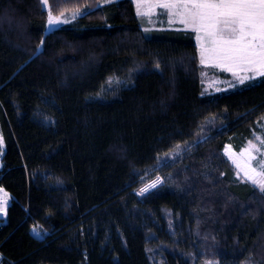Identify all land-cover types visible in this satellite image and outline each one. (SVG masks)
Wrapping results in <instances>:
<instances>
[{"label": "trees", "instance_id": "1", "mask_svg": "<svg viewBox=\"0 0 264 264\" xmlns=\"http://www.w3.org/2000/svg\"><path fill=\"white\" fill-rule=\"evenodd\" d=\"M101 1L48 0L81 12L48 32L41 0H0L2 264H264V192L224 154L263 128L264 76L204 92L193 30Z\"/></svg>", "mask_w": 264, "mask_h": 264}, {"label": "snow or ice", "instance_id": "2", "mask_svg": "<svg viewBox=\"0 0 264 264\" xmlns=\"http://www.w3.org/2000/svg\"><path fill=\"white\" fill-rule=\"evenodd\" d=\"M41 3L47 6L48 0ZM153 7L167 10L162 15L179 16L182 24L211 38V47H201V64L212 61L234 75L235 69H249L264 76V0H166L149 5ZM59 22L49 11V25ZM250 78H242L241 83ZM261 144L264 145V138ZM249 159H252L250 152ZM251 173L245 174L264 192V159L257 161Z\"/></svg>", "mask_w": 264, "mask_h": 264}, {"label": "rangeland", "instance_id": "3", "mask_svg": "<svg viewBox=\"0 0 264 264\" xmlns=\"http://www.w3.org/2000/svg\"><path fill=\"white\" fill-rule=\"evenodd\" d=\"M111 1L118 0H103L100 4L109 3ZM136 5L137 13L141 19V23L147 34H150L152 30L155 28H183L193 30L190 25H184L181 23L180 17L176 15H162L163 11H167L161 9L159 7L149 8V5L158 4L161 2H166V0H133ZM142 5V6H141ZM46 8L51 11L52 15L59 19V23L49 25L47 31L50 32L55 30L62 25L70 22L76 16L81 14L80 11H66L60 14L54 13L50 8V3ZM49 11H48V20H49ZM66 21V22H65ZM195 32V31H194ZM197 43L199 46L200 57H201V47H211V38L206 37L203 32L197 33L195 32ZM235 75L232 71H226L223 65H217L215 62L208 61L203 64V84H204V92L212 93L216 91L228 90L237 86H241L247 82H251L256 78L262 77L258 75L255 71L249 69H235ZM245 77H252L250 79H243V83H241V79ZM264 125V124H263ZM264 138V126L260 132L256 133L245 146L241 149H236L233 144H228L224 149V154L230 160L233 167L235 168L236 174L239 178L248 180L252 183L251 180L248 179V176L245 174L246 171L249 174L251 173V169L256 167V163L260 159H264V145L261 144V139ZM250 145H255V148H250ZM187 147L180 145L179 147L173 149L167 155L164 156L166 160H172L174 162H180L186 156ZM249 152L251 153L252 159H249ZM1 166V164H0ZM259 171V169H257ZM165 181V176L162 171L155 173V175L150 176L143 184L137 187V190L140 193H148L154 190L156 187L162 185ZM253 184V183H252ZM154 185V186H153ZM259 190V186H256ZM142 189H147L146 191H142ZM261 191V190H260ZM9 199V198H8ZM11 203V202H10ZM9 203V204H10ZM6 204V207L9 206ZM5 214V212L0 213V215ZM35 233L38 236H43L44 231L39 228H34ZM3 257L1 258L0 254V264L2 263ZM206 264H218L215 259H210Z\"/></svg>", "mask_w": 264, "mask_h": 264}, {"label": "built area", "instance_id": "4", "mask_svg": "<svg viewBox=\"0 0 264 264\" xmlns=\"http://www.w3.org/2000/svg\"><path fill=\"white\" fill-rule=\"evenodd\" d=\"M9 198V199H8ZM6 201V203H5ZM11 202V198L10 196L3 190L0 188V208H3V211H0V213H3L6 211L7 207L6 204ZM3 257V256H2ZM1 257V258H2ZM1 262V261H0ZM2 264V263H1Z\"/></svg>", "mask_w": 264, "mask_h": 264}, {"label": "crops", "instance_id": "5", "mask_svg": "<svg viewBox=\"0 0 264 264\" xmlns=\"http://www.w3.org/2000/svg\"><path fill=\"white\" fill-rule=\"evenodd\" d=\"M197 40V39H196ZM1 257L3 256L2 252L0 251Z\"/></svg>", "mask_w": 264, "mask_h": 264}]
</instances>
